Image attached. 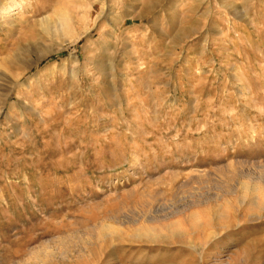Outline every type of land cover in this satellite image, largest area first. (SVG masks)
Returning a JSON list of instances; mask_svg holds the SVG:
<instances>
[{"label":"rangeland","instance_id":"1","mask_svg":"<svg viewBox=\"0 0 264 264\" xmlns=\"http://www.w3.org/2000/svg\"><path fill=\"white\" fill-rule=\"evenodd\" d=\"M150 1L0 0V264H264V0Z\"/></svg>","mask_w":264,"mask_h":264},{"label":"bare ground","instance_id":"2","mask_svg":"<svg viewBox=\"0 0 264 264\" xmlns=\"http://www.w3.org/2000/svg\"><path fill=\"white\" fill-rule=\"evenodd\" d=\"M159 1V0H158ZM219 1H221V3H223V1H225V0H219ZM155 2H157L156 0H151L150 1V4H146L147 5V11L149 12L150 10H152V8L154 7V5H156L155 4ZM204 2V1H203ZM16 4V3H15ZM230 5V4H229ZM6 8H0L1 9V11H4L5 13H7V15H9L10 17L12 16V15H14L16 12H12V10L13 9H17L18 8V6L17 5H13V3L12 4H10V6H9V8H7V6H5ZM235 10V9H234ZM0 11V12H1ZM16 11V10H15ZM3 12V13H4ZM235 13V12H234ZM10 17H8V18H10ZM4 19V18H3ZM7 20V19H6ZM12 20H13V18H12ZM62 20V22H59V21H56V20H54V21H51V20H49V21H47L45 24H44V27H43V30L46 32V33H48V34H52L53 35V33H56L57 31H60L63 27H65L66 28V22H63V19H61ZM205 26V25H204ZM189 28V27H188ZM192 28V27H191ZM195 29V28H194ZM193 29V30H194ZM198 30V29H197ZM197 30H194V32H196ZM86 31V30H85ZM181 31V30H180ZM187 31H189L188 29H187ZM59 34V33H58ZM187 34H188V32H187ZM190 34H192V32L190 31ZM194 34V33H193ZM191 36V35H190ZM33 44V43H32ZM20 46V45H19ZM26 46V45H25ZM23 47V46H22ZM21 48V47H20ZM24 48H26V47H24ZM35 49H36V47H34L33 45H30L29 46V44H28V49H27V51L25 52V53H28V55H25V54H23V53H21V54H19V56H15V59L13 58L12 60L13 61H15V60H17V61H19L20 62V64H21V62L23 63V66L24 67H22V68H25V67H30V66H32L33 64H35V63H37V62H39L41 59H42V57L41 56H34V57H32V58H30L29 57V55H34V52H35ZM19 50V49H18ZM23 50V49H22ZM20 51V50H19ZM21 52V51H20ZM18 53V52H17ZM18 63V62H17ZM20 64H19V66H20ZM21 67V66H20ZM28 69V68H27ZM7 80V79H6ZM8 95L9 94H7L6 96H5V99L6 98H8Z\"/></svg>","mask_w":264,"mask_h":264}]
</instances>
